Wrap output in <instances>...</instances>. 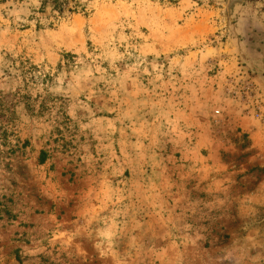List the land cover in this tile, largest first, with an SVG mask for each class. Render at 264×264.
<instances>
[{
  "label": "rangeland",
  "instance_id": "rangeland-1",
  "mask_svg": "<svg viewBox=\"0 0 264 264\" xmlns=\"http://www.w3.org/2000/svg\"><path fill=\"white\" fill-rule=\"evenodd\" d=\"M242 23L264 0H0V264H264Z\"/></svg>",
  "mask_w": 264,
  "mask_h": 264
},
{
  "label": "crops",
  "instance_id": "crops-1",
  "mask_svg": "<svg viewBox=\"0 0 264 264\" xmlns=\"http://www.w3.org/2000/svg\"><path fill=\"white\" fill-rule=\"evenodd\" d=\"M247 31L252 30H247V26L243 23L237 26L233 31V37L230 34V39L228 38L229 40L224 47L228 50L229 55L247 60L248 66L260 72L264 69V43L261 42L262 39L259 40L258 36L254 40H243L239 34L246 33L247 35ZM239 38H242L244 44L241 43Z\"/></svg>",
  "mask_w": 264,
  "mask_h": 264
}]
</instances>
